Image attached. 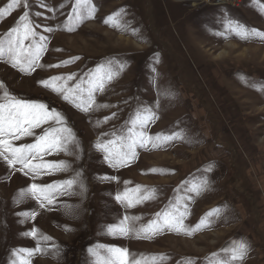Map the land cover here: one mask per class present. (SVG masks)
Here are the masks:
<instances>
[{
  "label": "rangeland",
  "instance_id": "374dc122",
  "mask_svg": "<svg viewBox=\"0 0 264 264\" xmlns=\"http://www.w3.org/2000/svg\"><path fill=\"white\" fill-rule=\"evenodd\" d=\"M8 3L0 0V8ZM29 3L31 18L41 25L38 33L47 38L40 67L22 73L7 57L0 58V82L18 98L60 111L82 151L79 158L72 146L69 152L44 155L45 162L71 167L35 180L0 159V264L18 261L19 249L37 243L32 264H96L109 257V246L126 248L149 264L153 256L156 264H214L224 257L212 254L233 241L248 246L242 264H264V14L255 0L238 6L221 0H91L92 17L80 22L69 21L75 0ZM23 10L0 16V37ZM113 14L119 26H113L115 20L105 23ZM228 20L243 24L250 35L227 30ZM109 60L124 64V70L94 93L96 103L88 112L40 83L72 75L67 83L74 87ZM144 107L156 116L147 126L149 135L179 138L137 146L134 158L109 167L95 144L127 134ZM47 127L15 143H33ZM104 174L116 179H101ZM70 179L73 186L44 208L25 195L31 183ZM204 180L208 183L199 194L186 191ZM136 189L150 198L132 207L115 200L117 193ZM177 199L181 211L187 208L184 223L195 229L191 234L139 231ZM215 209L219 212L207 215ZM122 221L136 231L110 234L109 228ZM32 229L35 239L28 235Z\"/></svg>",
  "mask_w": 264,
  "mask_h": 264
},
{
  "label": "snow or ice",
  "instance_id": "6c2138e0",
  "mask_svg": "<svg viewBox=\"0 0 264 264\" xmlns=\"http://www.w3.org/2000/svg\"><path fill=\"white\" fill-rule=\"evenodd\" d=\"M260 6V11L264 14V4L261 0H255ZM24 9L23 14L19 15L15 26L11 27L4 36L0 37V58L7 57L8 61L14 68H18L22 73L34 72L40 67L41 55L47 47V38L40 35L37 31L41 25L34 22L30 12L27 10L31 7L29 0H10L6 7L0 8V16L5 13L11 15L12 9ZM41 7L47 5L41 3ZM63 7V5H61ZM51 11V9H50ZM94 12L91 0H75L72 7L73 15L69 16V21H83L91 18ZM40 16V13H36ZM115 20L113 26H119V17L113 14L105 23ZM227 30L234 32L237 36L247 38L250 33L243 24L228 20L225 24ZM71 30V29H69ZM46 31H52L47 28ZM252 34L260 35L256 30H252ZM74 59H79L76 57ZM66 63V62H65ZM49 67H59V65H49ZM124 70V64L119 61L109 60L106 64L98 65L95 69L85 73L86 78H82L74 87L68 85L67 81L73 79L72 75L67 77L53 76L47 80H41L40 83L45 88H50L53 92L62 96L64 101H70L77 108L88 112L96 103L94 93L105 90V84L112 81L120 72ZM86 86V87H85ZM0 159L15 169L20 166V171L25 176L31 175L33 180L41 176L42 173L53 171H65L71 166L64 161L55 163L45 162L43 156L53 152H69L70 146L75 148L77 158H79L80 142L73 132V128L66 126L65 116L55 107L34 99L18 98L11 94L0 82ZM86 93V96H85ZM106 107V106H105ZM156 119L155 113L150 107H144L137 110L135 117L131 119V127L128 128L127 134L115 136L113 139L101 140L95 144V149L103 153L102 159L111 168H118L127 163L130 157H135L136 147H144L152 144L153 147L159 144L172 141L179 138V134L163 135L156 134L154 137L147 132L148 124ZM48 125L43 130V134L36 137L33 143L17 144L24 137L35 136V129ZM137 128L139 130H137ZM107 136L108 134H103ZM115 135V134H113ZM153 171H156L155 169ZM205 171H211V166ZM81 175L77 172V177ZM101 179L115 180L116 177L101 175ZM75 183V179L64 180L59 183H31L25 193L26 196L32 198L41 208L54 203L57 194H63L64 189H69ZM187 183V182H186ZM208 181L204 180L200 184L192 185L186 188L188 192L199 194L202 187L207 185ZM149 196L140 194V190L136 189L132 192L125 190L123 193H117L115 200L127 207L134 204L142 203L149 199ZM219 212V209L208 213L212 216ZM187 214V208L180 210L179 199L175 203L170 202L169 208L162 213L156 214V219L150 221L145 227L140 229L146 235H156L165 230L191 234L195 229H190L185 225L184 219ZM35 219V213L32 214ZM124 217V221H127ZM124 221L120 225H114L109 228V233L113 235H128L132 231H136L134 227H129ZM200 224L196 228L199 229ZM33 239L37 235V230L32 229L28 233ZM48 239V237H44ZM40 250L37 243L34 247H24L19 249V260L13 259L10 264H32L30 257ZM93 253L90 248L88 250ZM248 246L244 241H233L230 247L220 250V253H213V257L223 254L222 259H216L214 264H242L243 259L247 255ZM109 257L107 259H97L96 264H149L148 261L131 257L129 250L121 247H107ZM96 255L95 253H93ZM158 257L151 258V264H156ZM164 259V257H159ZM191 264H196L192 261Z\"/></svg>",
  "mask_w": 264,
  "mask_h": 264
},
{
  "label": "built area",
  "instance_id": "2783aa9c",
  "mask_svg": "<svg viewBox=\"0 0 264 264\" xmlns=\"http://www.w3.org/2000/svg\"><path fill=\"white\" fill-rule=\"evenodd\" d=\"M222 3L224 2H230L233 4V6H238L241 2V0H221Z\"/></svg>",
  "mask_w": 264,
  "mask_h": 264
}]
</instances>
